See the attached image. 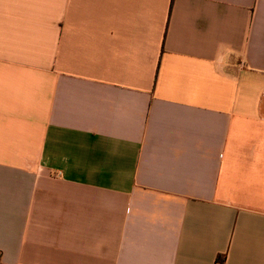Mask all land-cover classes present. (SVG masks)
<instances>
[{
	"label": "crops",
	"instance_id": "1",
	"mask_svg": "<svg viewBox=\"0 0 264 264\" xmlns=\"http://www.w3.org/2000/svg\"><path fill=\"white\" fill-rule=\"evenodd\" d=\"M1 264H264V0H0Z\"/></svg>",
	"mask_w": 264,
	"mask_h": 264
},
{
	"label": "trees",
	"instance_id": "2",
	"mask_svg": "<svg viewBox=\"0 0 264 264\" xmlns=\"http://www.w3.org/2000/svg\"><path fill=\"white\" fill-rule=\"evenodd\" d=\"M1 264V263H0Z\"/></svg>",
	"mask_w": 264,
	"mask_h": 264
}]
</instances>
